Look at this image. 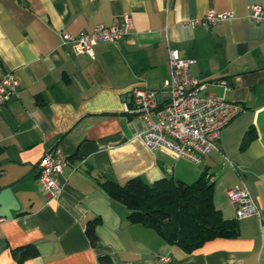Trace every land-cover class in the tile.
<instances>
[{
	"label": "crops",
	"instance_id": "1",
	"mask_svg": "<svg viewBox=\"0 0 264 264\" xmlns=\"http://www.w3.org/2000/svg\"><path fill=\"white\" fill-rule=\"evenodd\" d=\"M253 4L264 8V0H0V78L14 72L20 81L0 107V264H99L100 253L116 264H162L166 254L181 264H264V24L249 16ZM210 10L234 18L186 23ZM127 13L128 32L96 44L92 55L63 42L65 33L90 32ZM170 49L196 60L190 71L202 93L245 107L222 129L219 149L200 162L150 151L140 138L144 121L125 111L135 87L163 90ZM57 147L67 163L62 191L50 196L38 165ZM203 173L215 184L216 207L238 219L240 234L192 252L130 223L127 207L101 183L106 175L120 184L136 176L192 183ZM241 183L259 209L243 219L227 196ZM96 218L99 248L86 233ZM28 244L38 253L20 263L13 250Z\"/></svg>",
	"mask_w": 264,
	"mask_h": 264
},
{
	"label": "built area",
	"instance_id": "2",
	"mask_svg": "<svg viewBox=\"0 0 264 264\" xmlns=\"http://www.w3.org/2000/svg\"><path fill=\"white\" fill-rule=\"evenodd\" d=\"M249 16L264 24V8L253 4ZM234 18L231 11L210 10L204 17L187 20L186 23L212 26ZM130 14L111 25L97 24L90 32L63 34V42L71 43L78 52L93 54V48L100 42H115L132 26ZM195 59L180 57L176 49L169 50L170 76L163 84V90L135 87L125 103V111L131 117H138L145 123L140 134L144 145L150 150L167 149L177 157L200 162L213 150H218L222 129L245 107L227 100L224 96L202 93L204 84L193 75L190 67ZM226 83V82H224ZM20 81L14 72H6L0 78V107L7 104L18 93ZM228 90V86L225 84ZM165 92V99L160 93ZM67 163L66 154L55 148L46 152L39 162V179L50 196L62 191L60 176ZM227 196L236 206V215L243 219L258 214L259 209L244 183L227 190ZM4 219L0 218V222ZM162 264H181L170 254L161 256Z\"/></svg>",
	"mask_w": 264,
	"mask_h": 264
},
{
	"label": "trees",
	"instance_id": "3",
	"mask_svg": "<svg viewBox=\"0 0 264 264\" xmlns=\"http://www.w3.org/2000/svg\"><path fill=\"white\" fill-rule=\"evenodd\" d=\"M251 133L246 132L245 142L250 139ZM101 183L113 199L127 207L130 223L152 228L167 242L179 245L188 252L216 237H236L240 234L238 219L225 218L216 207L215 184L209 173H203L192 183L173 177H162L150 183L136 176L120 184L111 175H106ZM98 220H90L86 227L94 248L100 247L96 233ZM37 253L33 244L13 250L20 263ZM98 261L99 264H116L110 253H100Z\"/></svg>",
	"mask_w": 264,
	"mask_h": 264
}]
</instances>
